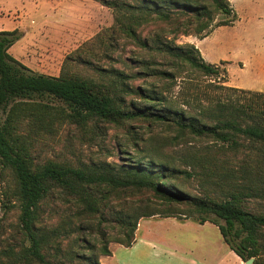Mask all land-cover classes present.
Segmentation results:
<instances>
[{
    "label": "trees",
    "instance_id": "trees-1",
    "mask_svg": "<svg viewBox=\"0 0 264 264\" xmlns=\"http://www.w3.org/2000/svg\"><path fill=\"white\" fill-rule=\"evenodd\" d=\"M95 1L112 11L113 24L73 51L59 77L34 72L9 53L23 37L19 29L0 32V209H18L17 230L25 237L1 251L0 264H101L99 257L112 256L110 243L132 247L140 221L155 216L214 224L244 262L264 264V94L211 82L204 94L184 96L190 110L172 94L180 79L189 88L195 78L220 79V68L199 48L176 40L205 39L218 15L235 18L229 0ZM138 122L165 127L177 142L210 141L205 156L190 163H201L214 189L189 193L187 180L201 173L174 166L157 156L158 148L119 168L35 158V134L55 125L89 133L118 128L136 146L144 142L132 133ZM134 192L158 206L111 202ZM253 200L263 202L254 211ZM175 206L183 208L175 213ZM94 235L99 249L85 240ZM73 236L90 255L65 244Z\"/></svg>",
    "mask_w": 264,
    "mask_h": 264
},
{
    "label": "rangeland",
    "instance_id": "rangeland-1",
    "mask_svg": "<svg viewBox=\"0 0 264 264\" xmlns=\"http://www.w3.org/2000/svg\"><path fill=\"white\" fill-rule=\"evenodd\" d=\"M229 3L235 18L218 15L208 37L202 39L196 35L179 36L176 40L179 45L198 46L203 58L208 63L217 65L221 71L218 80L195 78L194 85L197 86L191 88L186 85L187 81L180 79L172 91L180 108L190 110L183 103L184 96L187 95L192 100L197 92L204 94L208 91L205 85L211 82L264 94L250 90H264V0H229ZM231 20L234 22L230 26H216L220 22ZM112 24V11L95 0H0V32L19 29L23 34L9 53L20 62L25 61L30 70L50 76L59 77L66 58ZM139 83L141 81L135 84ZM55 105L60 103L55 102ZM150 126L147 128V124L142 122L132 124V133L144 140L134 146L129 142L130 136L118 128L89 133L75 125H55L50 130L35 134L34 155L39 163L54 161L74 166L109 164L119 168L122 164H136L138 158L152 157L150 155L153 153L150 151L158 148L160 155L157 156L173 162L174 166L201 173L200 176L187 180L186 188L189 193L203 196L204 189H214L213 178L201 163H190L205 156L212 145L210 141L185 138L177 142L173 140L174 134L165 127L156 124ZM120 147L124 151H120ZM182 180V183H186ZM3 187L4 183H0V192ZM142 200L149 205L152 202L158 206L148 195L137 192L128 193L121 198L111 197L112 204L117 207L136 205ZM260 203L263 202L253 200L248 206L254 211ZM173 208L176 213L183 206ZM73 209L79 211L78 207ZM18 215L17 208L9 213H5L3 207L0 209L3 224L0 254L8 245L17 247L24 243V235L17 230ZM136 237L135 246L132 247L110 243L109 248L113 250L114 257L101 256L100 263L183 264L178 260V253L199 264L203 256L229 250L216 226L208 224L202 227L184 217L145 218L139 223ZM85 240L87 244H95L96 249L102 246L96 235L87 236ZM65 244L82 254L90 255L76 236Z\"/></svg>",
    "mask_w": 264,
    "mask_h": 264
},
{
    "label": "crops",
    "instance_id": "crops-1",
    "mask_svg": "<svg viewBox=\"0 0 264 264\" xmlns=\"http://www.w3.org/2000/svg\"><path fill=\"white\" fill-rule=\"evenodd\" d=\"M15 30V29H13ZM13 30H9V31H13ZM198 47V46H197ZM22 61V60H21ZM25 62V61H24ZM22 62L24 65L25 63ZM46 75V74H45ZM50 76V75H49ZM55 77V76H54ZM250 90H256L259 92H264V90H260V89H250ZM211 224V223H205L204 225H200L202 227ZM214 225V224H211ZM215 226V225H214ZM217 227V226H216ZM218 228V227H217ZM219 229V228H218ZM224 241V239H223ZM226 244V243H225ZM227 245V244H226ZM135 246V245H134ZM228 246V245H227ZM229 247V246H228ZM112 251V256L109 257H114V252ZM177 257L179 258L178 260H180L181 262H183V264H185V262L188 264H192L191 262H194L193 264H196L195 261L193 260H189V258L185 257L182 254H178L176 253ZM199 264H246V262H244L234 251H232L229 247L228 251H224V252H216V253H210L208 254V256H203V258L201 259Z\"/></svg>",
    "mask_w": 264,
    "mask_h": 264
},
{
    "label": "water",
    "instance_id": "water-1",
    "mask_svg": "<svg viewBox=\"0 0 264 264\" xmlns=\"http://www.w3.org/2000/svg\"><path fill=\"white\" fill-rule=\"evenodd\" d=\"M253 263H254V259H251V260L246 262V264H253Z\"/></svg>",
    "mask_w": 264,
    "mask_h": 264
}]
</instances>
